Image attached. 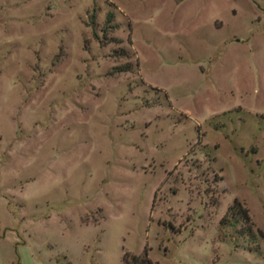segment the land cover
<instances>
[{"label":"rangeland","instance_id":"rangeland-1","mask_svg":"<svg viewBox=\"0 0 264 264\" xmlns=\"http://www.w3.org/2000/svg\"><path fill=\"white\" fill-rule=\"evenodd\" d=\"M233 200L264 234V0H0V255L264 264Z\"/></svg>","mask_w":264,"mask_h":264},{"label":"trees","instance_id":"trees-1","mask_svg":"<svg viewBox=\"0 0 264 264\" xmlns=\"http://www.w3.org/2000/svg\"><path fill=\"white\" fill-rule=\"evenodd\" d=\"M111 19V14L106 15V22H109ZM121 53H123V50H119ZM116 73L118 72H125L128 71V69L122 68L115 69ZM226 217L220 220V223L223 224L224 221H228L230 225H240L244 226V232L247 234V236L250 238L253 233L255 232L259 237H261L264 240V234H262L261 231L255 229L253 230L252 222L248 216L247 210L244 208V206L239 203L237 200H233L232 204L227 208L226 211ZM123 264H150L149 260L147 259L145 253L141 257H135L130 256L127 257L126 254L122 257ZM17 264V263H16Z\"/></svg>","mask_w":264,"mask_h":264},{"label":"crops","instance_id":"crops-1","mask_svg":"<svg viewBox=\"0 0 264 264\" xmlns=\"http://www.w3.org/2000/svg\"><path fill=\"white\" fill-rule=\"evenodd\" d=\"M15 241H11L12 249L7 252L5 257L0 255V264H40L31 250H26L25 248L21 250L16 249L14 246Z\"/></svg>","mask_w":264,"mask_h":264}]
</instances>
